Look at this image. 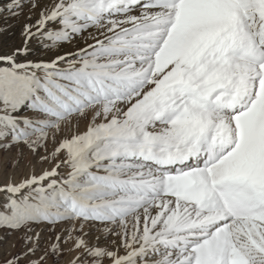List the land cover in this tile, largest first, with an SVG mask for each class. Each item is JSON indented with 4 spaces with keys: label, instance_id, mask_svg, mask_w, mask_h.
I'll return each mask as SVG.
<instances>
[{
    "label": "snow or ice",
    "instance_id": "6c2138e0",
    "mask_svg": "<svg viewBox=\"0 0 264 264\" xmlns=\"http://www.w3.org/2000/svg\"><path fill=\"white\" fill-rule=\"evenodd\" d=\"M23 35L85 45L0 55V147L92 118L50 171L0 186V227L104 224L125 254L76 237L91 264H264V0H54Z\"/></svg>",
    "mask_w": 264,
    "mask_h": 264
},
{
    "label": "rangeland",
    "instance_id": "374dc122",
    "mask_svg": "<svg viewBox=\"0 0 264 264\" xmlns=\"http://www.w3.org/2000/svg\"><path fill=\"white\" fill-rule=\"evenodd\" d=\"M10 0H0V55H10L16 49H27L26 52L17 55V62L25 61H48L62 56L65 53L75 52L78 48L84 47L85 38L77 36L70 42L60 43L55 47L46 48L43 45L47 41L33 38L25 43L24 25L35 24L40 18V12L45 7H50L54 0H38L39 7L32 8L33 0H24L18 16H12L7 10ZM49 27H58L50 24ZM27 111L19 115H29ZM92 118V113L85 117H74L72 123L61 125L59 132L49 130L48 138L42 146L36 150L28 148L23 143L9 144L7 147H0V186L9 183L19 184L32 177L39 176L44 171H50L60 163L65 155L63 152L53 156L56 147L61 140L70 137L74 133L86 130ZM0 143H7L2 141ZM43 157V159H42ZM61 175H65L69 169L61 164L58 169ZM24 191H27L25 189ZM9 194L0 192V205L6 203ZM73 221L58 222L49 224L46 222L30 223L17 229L0 227V264H82L87 259L91 264V257L83 255V249H76L75 238L82 237L89 246H97L116 251L119 255L125 254V249L120 247V239L104 231V224L98 222H87L80 228L79 222ZM111 230L119 232V228L107 225ZM71 230L72 238H69ZM57 236L61 237L57 240ZM115 241V243H113ZM57 245L53 249L52 245ZM32 249V251H29ZM81 257V260H77ZM101 264H111L108 258H103Z\"/></svg>",
    "mask_w": 264,
    "mask_h": 264
},
{
    "label": "bare ground",
    "instance_id": "6f19581e",
    "mask_svg": "<svg viewBox=\"0 0 264 264\" xmlns=\"http://www.w3.org/2000/svg\"><path fill=\"white\" fill-rule=\"evenodd\" d=\"M17 59V58H16ZM39 61V60H38Z\"/></svg>",
    "mask_w": 264,
    "mask_h": 264
}]
</instances>
